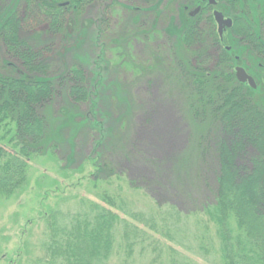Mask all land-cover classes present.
I'll return each mask as SVG.
<instances>
[{"label":"rangeland","instance_id":"374dc122","mask_svg":"<svg viewBox=\"0 0 264 264\" xmlns=\"http://www.w3.org/2000/svg\"><path fill=\"white\" fill-rule=\"evenodd\" d=\"M9 1L0 0V8ZM254 1L264 10V0ZM128 13L119 7L103 34L91 23L71 41L48 21H34L33 8L32 20L23 22L21 34L41 58L58 59L50 62L51 74L78 64L92 79L101 75L97 118L105 126L78 127L88 105L71 100L66 82L57 86L52 127L74 118L44 157L14 156L15 171L26 172L19 194L0 200V264H264V213L236 185L214 196L215 163L212 154L196 156L198 128L187 114V94L160 67L164 37L138 36L128 44ZM225 40L234 45L230 32ZM5 57L0 51V61ZM247 71L264 79L254 67ZM255 95L264 105V85ZM94 159L110 175L97 177Z\"/></svg>","mask_w":264,"mask_h":264},{"label":"trees","instance_id":"16d2710c","mask_svg":"<svg viewBox=\"0 0 264 264\" xmlns=\"http://www.w3.org/2000/svg\"><path fill=\"white\" fill-rule=\"evenodd\" d=\"M204 2L10 0L0 8V51L5 50L9 57L0 61L3 63L0 65V200L19 194V179L26 170L23 175L15 171L14 156L31 161L44 157L52 141H61V132L74 118L70 116L68 122L63 121L54 128L51 125L48 113L58 97V85L66 82L71 100L88 105L89 111L78 127L87 124L91 130L99 131L105 126L97 118L98 94L103 85L101 75L97 73L98 79H92L90 69L78 64L65 67L58 76L51 74L50 62L58 59L56 56L41 58L42 53L22 36L23 22L32 20L28 19L33 8L34 21H48L55 32H63L64 39L71 41L91 23L92 29L96 26L99 35L103 34L109 13L122 7L129 12L127 19L132 27L125 35L128 44L138 36L152 41L160 35L164 37V43L158 47L163 58L160 67L165 66L166 74L175 77L177 86L187 94V114L198 128L192 140L196 156L198 151L206 160L212 154L215 163L214 196L223 197L227 185H236L250 191L264 213V105L255 95L259 86L264 85V79L260 81L255 76L258 87L254 89L249 83L239 81L235 72L236 66L242 65L264 74V10L254 0H229L225 13L234 18L230 33L234 45L231 46L220 38L208 11L200 17L190 16L188 11L197 5L203 6ZM165 12L166 23L161 25ZM149 14L154 18L151 25ZM140 30L142 34L136 32ZM227 44L231 49L226 48ZM211 49L215 50V57ZM103 115L104 120L110 121L111 115ZM74 135L70 138L71 144L75 142ZM101 143L97 141L98 146ZM97 151L98 148L92 152L93 158L98 157ZM72 158L69 156L68 163ZM94 161L97 177L110 175V168L101 162L96 164L97 159Z\"/></svg>","mask_w":264,"mask_h":264},{"label":"flooded vegetation","instance_id":"af4514ba","mask_svg":"<svg viewBox=\"0 0 264 264\" xmlns=\"http://www.w3.org/2000/svg\"><path fill=\"white\" fill-rule=\"evenodd\" d=\"M204 5H197L195 7H193L191 10H189V14L191 17H200L202 16L203 12L205 11H208L210 15L213 16V19L215 21V24H216V29L219 33V25H218V22L216 21V18H215V11L216 10H219V11H222L224 13V16L226 18L230 17L233 19V24L231 27H227L224 29V34H223V37H221L220 33H219V36L220 38L223 40L225 39V36L228 32L232 33V27L234 25V18L233 16H229L225 13V10L227 8V5L229 3V0H217L215 4H211L208 0H204ZM65 5V4H63ZM234 35V34H233ZM232 46V45H231ZM226 48L228 49H231L230 45L227 44ZM264 73V72H263ZM263 77H264V74H263ZM258 80V79H257Z\"/></svg>","mask_w":264,"mask_h":264},{"label":"water","instance_id":"95a60500","mask_svg":"<svg viewBox=\"0 0 264 264\" xmlns=\"http://www.w3.org/2000/svg\"><path fill=\"white\" fill-rule=\"evenodd\" d=\"M208 1L211 4H215L217 0H208ZM215 18L219 25V33L221 37H223L224 29L232 26L233 19L230 17L226 18L224 16V13L219 10L215 11ZM235 72H236V76L239 81L244 82V83L245 82L249 83V85L254 89L257 88V82L255 78L251 74L248 73L247 69L244 66H241V65L237 66Z\"/></svg>","mask_w":264,"mask_h":264}]
</instances>
